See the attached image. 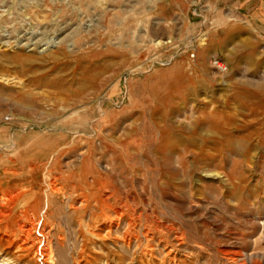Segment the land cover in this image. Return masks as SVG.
Listing matches in <instances>:
<instances>
[{
  "label": "rangeland",
  "instance_id": "1",
  "mask_svg": "<svg viewBox=\"0 0 264 264\" xmlns=\"http://www.w3.org/2000/svg\"><path fill=\"white\" fill-rule=\"evenodd\" d=\"M206 3L0 0V264H264V22Z\"/></svg>",
  "mask_w": 264,
  "mask_h": 264
},
{
  "label": "crops",
  "instance_id": "2",
  "mask_svg": "<svg viewBox=\"0 0 264 264\" xmlns=\"http://www.w3.org/2000/svg\"><path fill=\"white\" fill-rule=\"evenodd\" d=\"M192 1L193 0H178L177 2L175 0H168L171 7L178 8V10L173 14L174 17L177 16V19L171 20L169 23L173 25L174 29L175 27L178 29L180 38L183 36L182 33H188V13L190 6L192 5ZM206 5L207 7L209 6L208 10L212 15H214L213 20L216 23L215 27L211 31L213 39L212 44H217V42L222 43L220 38L221 36L224 39L223 41L234 39V41L242 43L241 38L244 37V28L246 29V27H250L259 31L263 28L258 22H264V19L260 18L259 14L254 12L258 10L257 4L253 7H249L244 4L243 0H207ZM228 14L235 15L236 19H234V21L237 22L228 23L230 21ZM170 31H172V28H170ZM217 39L219 40L217 41ZM241 45L242 44H239L237 46L236 52H250L242 47L239 48ZM216 47L219 49V45H217L214 47V50H216Z\"/></svg>",
  "mask_w": 264,
  "mask_h": 264
},
{
  "label": "bare ground",
  "instance_id": "3",
  "mask_svg": "<svg viewBox=\"0 0 264 264\" xmlns=\"http://www.w3.org/2000/svg\"><path fill=\"white\" fill-rule=\"evenodd\" d=\"M149 147V146H148ZM169 148V147H168ZM156 151V150H155ZM166 153V152H165ZM177 164V163H176ZM188 170V169H187ZM188 174V173H187ZM103 202V201H102ZM116 212V211H115ZM152 220V219H151ZM155 220V219H154ZM162 225V224H161ZM130 226V225H129ZM165 227V226H164ZM160 229V228H159ZM165 229V228H164ZM175 230V229H174ZM151 232V231H150ZM177 232V231H176ZM175 232V233H176ZM131 236V235H130ZM183 236V235H182ZM185 238V237H184ZM138 239V238H137ZM157 239V238H156ZM24 240H26V239H24ZM167 241V240H166ZM23 242V241H22ZM126 242V241H125ZM131 242V241H130ZM147 242V241H146ZM28 243V242H27ZM169 243V242H168ZM173 244V243H172ZM164 246V245H163ZM173 247V246H172ZM183 248V247H182ZM181 249V248H180ZM184 249V248H183ZM149 252H151L150 250H149ZM221 252H224V253H226V254H230V255H232V256H235V257H240L241 256V252H240V250H235V249H227V250H223V251H221ZM168 254V253H167ZM229 256V255H228ZM172 258H176V254H173V256H171ZM231 257V256H230ZM235 257H231V258H235Z\"/></svg>",
  "mask_w": 264,
  "mask_h": 264
},
{
  "label": "built area",
  "instance_id": "4",
  "mask_svg": "<svg viewBox=\"0 0 264 264\" xmlns=\"http://www.w3.org/2000/svg\"><path fill=\"white\" fill-rule=\"evenodd\" d=\"M214 65L219 69H223L224 67L223 64L217 59H214Z\"/></svg>",
  "mask_w": 264,
  "mask_h": 264
}]
</instances>
